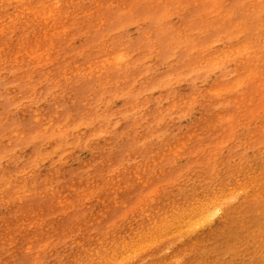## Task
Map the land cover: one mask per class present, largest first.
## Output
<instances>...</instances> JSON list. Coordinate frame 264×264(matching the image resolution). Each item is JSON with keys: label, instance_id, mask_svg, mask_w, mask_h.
<instances>
[{"label": "rangeland", "instance_id": "rangeland-1", "mask_svg": "<svg viewBox=\"0 0 264 264\" xmlns=\"http://www.w3.org/2000/svg\"><path fill=\"white\" fill-rule=\"evenodd\" d=\"M31 1L25 12L0 1V264H93L88 238L129 243L152 221L229 190L236 202L255 195L241 205L253 207L135 264H264V81L231 51L252 35V74L264 77V26L201 25L231 7L230 29L238 0ZM38 3L63 15L52 43H42ZM262 4L249 0L248 12L259 6L264 20ZM173 30L178 46L166 44ZM38 34L43 55H20ZM103 51L124 60L103 67ZM181 58L214 59L169 74L188 66Z\"/></svg>", "mask_w": 264, "mask_h": 264}, {"label": "bare ground", "instance_id": "bare-ground-1", "mask_svg": "<svg viewBox=\"0 0 264 264\" xmlns=\"http://www.w3.org/2000/svg\"><path fill=\"white\" fill-rule=\"evenodd\" d=\"M0 1H6V2H12V0H0ZM18 3H20L21 12H25L26 9L29 8V6L33 5L31 0H14ZM41 1V0H40ZM249 0H238L235 2V10L236 13L238 14V17L233 18L230 20L231 22V28L224 30V26L226 25L225 18L228 12H230L231 7H226V10H223V16L221 15L220 18L216 21H207V22H202L201 24L203 27H208L213 30H215L217 33H230L234 30L237 31L238 33L241 30L242 27L247 26L248 27V32L252 31L254 26L257 24H260L264 26V20L258 18V14L260 11V7L256 6L254 9L250 12H248V6L247 2ZM258 3H260V6H262L264 0H255ZM125 2V1H124ZM204 2V0L197 1L198 4ZM39 7H36V10L33 11L34 16L40 18L43 23L45 24L44 26L42 23L39 22L38 26L39 29L42 33V43L45 41H48L49 43H52L51 35L53 32H56L59 29V23H60V18H62L63 15H61V11L57 10L56 12H53L49 6L44 4H39ZM150 8H152V5H149ZM202 8V6H198L197 9ZM47 9V10H44ZM209 13H212V10L210 9L208 11ZM62 25L61 27H63ZM229 26V27H230ZM190 27V24L188 22L184 23V29L188 30ZM178 32L176 30H173V33L169 36V38H172L170 42H166L167 45L171 44L174 46H178V42L176 39V35ZM252 35H250L247 39L245 38L242 43L239 44L237 48H231V51L238 54H244L249 61V68H248V76H255L258 78L259 81H264L263 76H259L256 74H252L254 72L253 67H256L255 61H253L251 58H253L252 54H250L251 50V44H252ZM34 38L38 41V43L35 44V46H32L28 42L25 43L24 51L20 53V55L24 54L28 59H34L36 57H41L43 53L40 52L41 48V41H40V34L35 35ZM164 40V39H160ZM159 40V41H160ZM161 42V41H160ZM162 43V42H161ZM143 45H145L142 42ZM185 45L187 48L193 47V44L190 42L189 39H186ZM123 55L118 54V52L114 53H108L106 51H103V57L102 59L99 60L100 64L105 67L106 64H112L113 60H115V64H118L119 62H122ZM212 61L211 59L214 58H205V59H190L188 58L186 61H184L183 58H181L182 61H184L188 66H183V65H176V67H169L168 73H176L180 71V69H187L192 68L194 69L195 66H201L203 63H199V61H204L206 62ZM98 62V61H96ZM183 64V62H182ZM181 73V72H178ZM183 73V72H182ZM161 77V76H158ZM157 77V78H158ZM239 78H238V83H239ZM37 121V119H35ZM95 122V121H94ZM43 131L45 132L47 127L42 128ZM186 142L185 141H180L178 142L177 145H175L172 149L174 151L181 150V148H184ZM164 157L161 159L163 160ZM223 191L220 192H214L211 195L212 199L210 201H203L201 203L200 200H197L195 202L189 203V205L183 209V210H174L172 211V214L169 213L165 215L164 217L160 218V222H151L152 229L151 231L149 230L143 235H139L138 239L132 240L129 243H125L122 241H113L109 240L107 238H102L101 236L98 238L90 237L88 240H94L88 242L87 246L89 244H97L98 248V257L99 261H96L92 259L93 264L98 263V264H135L138 259L141 258L142 255H163V253L166 254L165 249H167L170 244L174 241L175 238H177L181 234H186V233H193L199 226H209L211 225L215 219L219 220L221 224L228 225L230 222L234 220V216L238 214V211L242 209H250L253 206H246L242 208V204L245 201H255V195L248 196L247 194H242L238 193V201H234L231 199V197L234 196V192L229 190V195L223 196L222 195ZM54 195H57V193H54ZM199 201V202H198ZM234 203H232V202ZM70 200L66 199L64 200V203H69ZM197 203V204H196ZM99 226L100 224L97 223ZM89 224H86L85 226H88ZM101 227V226H100ZM25 229V228H23ZM204 229V228H203ZM101 231V230H100ZM103 235V234H102ZM143 236V237H142ZM24 237V236H23ZM25 239V237H24ZM23 240V239H22ZM87 239H85L86 241ZM104 242H107L109 244V248L106 249L104 248ZM32 241L28 240H23L21 243V246L24 251L29 252L32 249L31 245ZM112 245V247H111ZM87 246L84 248V250L88 251ZM186 247H184L183 251H185ZM170 256V255H169ZM167 256V257H169ZM251 262H254L258 257L257 253H252L251 254ZM166 258V257H165ZM164 257L161 258L160 263L158 262L157 264H167L168 261ZM168 259H172L175 261H178V256L177 255H172ZM170 261L173 263V261ZM82 264V263H80Z\"/></svg>", "mask_w": 264, "mask_h": 264}]
</instances>
